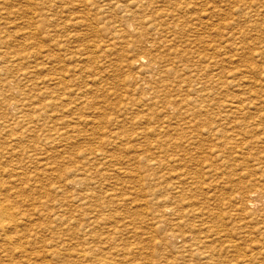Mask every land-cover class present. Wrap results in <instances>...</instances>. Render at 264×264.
Masks as SVG:
<instances>
[{
  "label": "rangeland",
  "instance_id": "1",
  "mask_svg": "<svg viewBox=\"0 0 264 264\" xmlns=\"http://www.w3.org/2000/svg\"><path fill=\"white\" fill-rule=\"evenodd\" d=\"M0 173L2 264H264V0H0Z\"/></svg>",
  "mask_w": 264,
  "mask_h": 264
},
{
  "label": "bare ground",
  "instance_id": "2",
  "mask_svg": "<svg viewBox=\"0 0 264 264\" xmlns=\"http://www.w3.org/2000/svg\"><path fill=\"white\" fill-rule=\"evenodd\" d=\"M60 15H62V14H60ZM57 16V15H56ZM53 17V16H52ZM56 19V18H55ZM52 20H54V19H52ZM64 21V20H63ZM52 26V25H51ZM72 26V25H71ZM73 26H75L74 24H73ZM61 27V26H60ZM62 31V30H61ZM70 41V40H69ZM62 43V42H61ZM54 47V46H53ZM51 50V49H50ZM49 50V51H50ZM59 56V55H58ZM62 57V56H61ZM74 57V56H73ZM90 57H87L86 59H89ZM50 59V58H49ZM76 59H79V58H77L76 57ZM55 60H56V58H55ZM60 60V59H59ZM67 60V59H66ZM90 60H91V58H90ZM62 61V60H61ZM60 61V62H61ZM69 61V60H68ZM78 61H80V59L78 60ZM73 62H74V59H73ZM76 62V61H75ZM61 64V63H60ZM161 67H165V66H161ZM58 68V67H57ZM61 68V67H60ZM59 68V71H58V73H57V70L54 68V67H51V69H50V71H51V73H50V75L51 74H53V76L51 75L50 77H49V80L48 81H52L54 78H55V80H57L56 79V77L58 76L57 74H59L60 73V69ZM150 68V67H149ZM155 68H157V67H155ZM162 68V69H163ZM146 69V68H145ZM144 69V70H145ZM158 69V68H157ZM156 69V70H157ZM160 69V68H159ZM141 70H143V69H141ZM152 70V69H151ZM151 70H150V72H151ZM48 71V70H47ZM143 72V71H142ZM148 72V71H147ZM156 72V71H155ZM154 72V73H155ZM157 72H158V70H157ZM161 72H163L164 73V70L162 71H160V73ZM146 73V72H145ZM151 74H152V72H151ZM24 75V74H23ZM54 75H57L56 77H54ZM147 75H148V73H147ZM149 75H150V73H149ZM25 76V75H24ZM59 76L60 77H62L63 75L60 73L59 74ZM144 76H146V75H144ZM52 77V78H51ZM54 77V78H53ZM150 77H151V75H150ZM65 79V78H64ZM63 81H65V80H63ZM58 82V81H57ZM56 83V82H55ZM184 83H185V81H184ZM54 84V83H53ZM60 84V83H59ZM186 84V83H185ZM58 86V85H57ZM60 87H62L61 85H60ZM50 89V88H49ZM51 91V90H50ZM53 92V91H52ZM45 94H46V92H45ZM49 94V93H48ZM63 97V96H62ZM64 100V99H63ZM39 101H41V100H39ZM43 101V100H42ZM49 101H51V100H49ZM45 102H47V101H45ZM41 103V102H40ZM44 103V102H43ZM42 103V104H43ZM52 103V102H51ZM55 103V102H54ZM66 104V103H65ZM44 105V104H43ZM49 105V104H48ZM48 105H46L47 106V108L49 107ZM52 105H53V103H52ZM55 105V104H54ZM45 106V105H44ZM43 106V107H44ZM52 107V106H51ZM36 108V107H35ZM34 108V109H35ZM40 108V107H39ZM45 108V107H44ZM47 108H46V110H47ZM50 109V108H49ZM20 110V109H19ZM24 110V109H23ZM41 110H45V109H41ZM176 110V109H175ZM202 110H204V109H202ZM201 110V111H202ZM39 111H40V109H39ZM48 111V110H47ZM47 111H45V112H47ZM178 111H180L179 109H178ZM185 111V110H184ZM189 111V110H188ZM201 111H196L195 113H193L190 117H184L185 115H181V117H178L177 115H179V114H175L178 118H177V121H176V124L178 125V127H179V129H174V131H175V137L173 138V140L174 141H169L170 139H171V137H170V139L168 140V139H164L165 141L166 140H168L169 141V143L170 142H173V143H175V144H182V143H185L186 144V142H189L188 140H190L191 138L193 139V142H192V144L194 145V144H197V143H200L201 141H204V142H209V139H210V136L212 135V130H210L209 131V128L206 126V123L208 122V120L206 121V116L205 115H207V114H201ZM204 111H206V110H204ZM29 112H30V110H29ZM203 112V111H202ZM20 113H21V111H20ZM184 113V112H183ZM182 113V114H183ZM45 115V114H44ZM189 116V115H188ZM173 118H175V117H173ZM40 119V118H39ZM42 119V118H41ZM37 120V119H36ZM174 120V119H173ZM197 122H199V123H197ZM208 124V123H207ZM167 127H168V125H166ZM35 127V126H34ZM165 127V126H164ZM166 127V128H167ZM58 128V127H57ZM172 128V127H171ZM31 129V128H30ZM166 130H168V129H166ZM165 130V131H166ZM30 131V130H29ZM173 131V130H172ZM188 131V132H187ZM167 132V131H166ZM166 132H164L165 134H166ZM193 133V135L191 136V134L189 135L190 137H187L188 135L186 134V133ZM168 133V132H167ZM57 135V134H56ZM59 135V134H58ZM57 135V136H58ZM56 136V137H57ZM162 136H163V134H162ZM173 136V135H172ZM161 137V136H160ZM187 138V139H186ZM41 139V138H40ZM195 139H196V141H195ZM161 139H159V142H161L160 141ZM116 141V140H115ZM192 141V140H191ZM195 141V142H194ZM163 142V141H162ZM197 142V143H196ZM60 143V142H59ZM165 144H167V142L165 143ZM175 144H173V145H175ZM188 145H189V143H187ZM186 144V145H187ZM191 144V143H190ZM172 145V146H173ZM185 145V146H186ZM187 145V147H191V145L190 146H188ZM170 146H171V144H170ZM181 146V145H180ZM182 147V146H181ZM181 147H179V148H181ZM162 148H164V147H162ZM166 148V147H165ZM177 148H178V146H177ZM178 148V149H179ZM39 149V148H38ZM161 149V148H160ZM186 149V148H185ZM196 149H199L200 150V148H196ZM163 150V149H162ZM164 151V150H163ZM198 151V150H197ZM98 152V151H97ZM96 151H95V153H97ZM94 153V152H93ZM94 153V155H96ZM162 153V152H161ZM213 153V152H212ZM88 154L90 155V157H91V154H92V151L91 152H88ZM87 154V155H88ZM101 154H103V153H101ZM164 154V152L161 154V155H163ZM174 154V153H173ZM86 155V154H85ZM216 155V154H215ZM15 156H16V154H15ZM93 156V155H92ZM174 156H175V154H174ZM214 156V155H213ZM86 157V156H85ZM95 157V156H94ZM93 157V158H94ZM98 157V156H97ZM104 157H107V156H104ZM77 158V157H76ZM82 158V157H81ZM83 158H84V156H83ZM92 158V159H93ZM79 159V158H78ZM85 159V158H84ZM87 159H90L89 157L87 158ZM96 160H98L97 158H95ZM100 159H103V158H100ZM107 159V158H106ZM217 159V158H216ZM104 160V159H103ZM106 160H104V162H105ZM108 161V160H107ZM110 161V160H109ZM60 162V161H59ZM103 162V161H102ZM108 163V162H107ZM76 164V163H75ZM104 164V163H103ZM162 164V163H161ZM107 165H109V164H107ZM106 166V165H105ZM46 167V166H45ZM110 167V166H109ZM205 167V166H204ZM206 167H209V166H206ZM100 168V167H99ZM210 168V167H209ZM208 168V169H209ZM5 169H7V168H5ZM4 169V170H5ZM12 169V168H11ZM205 169V168H204ZM207 169V168H206ZM211 169V168H210ZM14 170V169H13ZM13 170H11V171H13ZM212 170H213V168H212ZM7 171V170H6ZM5 171V172H6ZM10 170H9V172H11ZM75 171H77V170H75ZM203 171V170H202ZM207 171H209V170H207ZM1 172H2V170H1ZM5 172H4V174H5ZM212 172H215V168H214V171H212ZM13 173V172H12ZM18 173V172H17ZM80 173V172H79ZM204 173H206V172H204ZM218 173V172H217ZM1 174V173H0ZM21 174V173H20ZM19 174V175H20ZM75 174V173H74ZM195 174V173H194ZM222 174V173H221ZM220 174V175H221ZM13 175H15L14 173H13ZM18 175V174H17ZM50 175V174H49ZM71 175V174H70ZM78 175V174H77ZM215 175V174H214ZM219 175V174H218ZM179 176H180V174H179ZM182 176V175H181ZM187 175H185V173H184V175H183V177L184 178H188V177H186ZM205 176V175H204ZM207 176V175H206ZM211 176V175H210ZM200 177V176H199ZM199 177H197V178H199ZM203 177V176H202ZM201 177V178H202ZM217 176H214V178H216ZM220 178L222 177V176H219ZM219 177H217L218 179H219ZM2 178V177H1ZM4 178V177H3ZM208 178H209V176H208ZM211 178V177H210ZM209 178V179H210ZM177 179V178H176ZM189 179H192V177L190 178L189 177ZM206 179H207V177H206ZM215 180L216 182L218 181V184H219V180ZM223 179V178H222ZM193 180V179H192ZM195 180H197V179H195ZM195 180H193V182L195 181ZM68 181V180H67ZM67 181H66V183H67ZM70 181V180H69ZM190 181V180H189ZM65 182V181H64ZM192 182V183H193ZM203 182V181H202ZM210 182V181H209ZM214 182V181H213ZM215 182V183H216ZM69 183V182H68ZM198 182H196V184H197ZM214 183V184H215ZM221 183V182H220ZM195 184V183H194ZM204 184V183H203ZM202 184V186H204ZM210 184H211V182H210ZM1 185V184H0ZM79 185V184H78ZM193 185V184H192ZM197 185H199V184H197ZM205 185H208V184H205ZM217 185V184H216ZM220 185V184H219ZM222 185V184H221ZM220 185V186H221ZM176 186V185H175ZM194 186V185H193ZM196 186V185H195ZM213 186V185H212ZM211 186V187H212ZM215 186V185H214ZM213 186V187H214ZM218 186V185H217ZM219 186V187H220ZM223 186V185H222ZM72 187V186H71ZM199 186H197V188H198ZM212 187V188H213ZM218 187V188H219ZM190 188H191V185H190ZM200 188V187H199ZM217 188V189H218ZM221 188V187H220ZM59 189V188H58ZM203 188H201V190H202ZM208 189V187H206V190ZM216 189V191H218ZM197 190H199V189H197ZM210 190H212V189H209L208 191H210ZM200 191V190H199ZM213 192V191H212ZM257 193V191H253V192H250V193H248V195H247V198H246V203H248L246 206H248L249 204H253V201H254V198L257 196L258 197V194H256ZM62 194V193H61ZM73 195V194H72ZM64 196V195H63ZM75 196V195H74ZM8 197H10V196H5V195H2V194H0V259L3 257V258H5L6 256V254L8 253H10V252H12V251H14V250H16V249H19L20 250V252H24V248L23 247H21V248H23V249H21L20 247H15V245L14 244H16V243H14L15 241V238H17L16 240L18 241L19 240V238L17 237V236H15V234L18 232L17 230L19 229V226H23V225H21V223L23 222V224H25V222L27 221L28 222V220H26V218L28 219L29 217L28 216H25V218H24V216L22 215L21 217H18V214H20L19 212H18V210L15 208V206H14V204H12L9 200H8ZM261 197H263V196H261ZM192 198V197H191ZM76 199V198H75ZM85 199H87V198H85ZM176 199V198H175ZM256 199H259V197L258 198H256ZM78 200H80L81 201V199H78ZM77 200V201H78ZM83 201V200H82ZM81 201V202H82ZM72 202H74V201H72ZM71 202V203H72ZM60 203H62V202H60ZM77 203V202H76ZM78 203H79V201H78ZM256 203V202H255ZM72 204H74V203H72ZM87 205V204H86ZM263 205V204H262ZM62 206V205H61ZM66 206V205H65ZM245 206V207H246ZM60 207V206H59ZM87 207V206H86ZM91 207V206H90ZM200 209V208H199ZM208 209V208H207ZM183 210V209H182ZM86 211H87V209H86ZM96 212V211H95ZM86 213V212H85ZM191 213V212H190ZM162 214H164V213H162ZM46 217H47V215H45ZM163 216V215H162ZM198 216V215H197ZM41 217V216H40ZM45 217V218H46ZM45 218H43V219H45ZM48 218V220L50 219L49 218V216L47 217ZM200 218V217H199ZM24 219V220H23ZM30 219V218H29ZM42 219V218H41ZM54 220L53 221H55V220H59L58 219V216H55L54 218H53ZM98 219V218H97ZM178 223H179V221H178ZM203 223V222H202ZM44 225V224H43ZM43 227V226H42ZM174 227V226H173ZM41 228V227H40ZM44 228H45V225H44ZM48 228V227H47ZM172 228V227H171ZM50 229V228H49ZM40 230H42V229H40ZM44 230V229H43ZM199 233V232H198ZM189 235V234H188ZM208 241V240H207ZM93 243V242H92ZM174 243V242H173ZM193 247V246H192ZM62 249V248H61ZM98 249V248H97ZM192 250H194V249H192ZM261 250V249H260ZM79 251V250H78ZM180 251V250H179ZM196 251V250H195ZM213 251V250H212ZM256 251V250H255ZM258 251V250H257ZM257 251H256V253H257ZM17 252V251H16ZM98 252V251H97ZM100 252V251H99ZM199 252V251H198ZM3 253H6V254H3ZM18 254H19V252H17ZM65 253V252H64ZM196 253V252H195ZM262 253V252H261ZM260 253V254H261ZM11 254V253H10ZM75 254H76V252H75ZM103 254V253H102ZM206 254V253H205ZM224 254V253H223ZM12 255V254H11ZM53 255V254H52ZM77 255V257H79L80 259H83V260H86V259H88L87 257V255L84 253V251L83 252H81L80 251V253H77L76 254ZM193 255H195L194 254V251H193ZM202 255V254H201ZM244 255V254H243ZM259 255V254H258ZM262 255V254H261ZM56 256V255H55ZM196 256V255H195ZM205 256V255H204ZM208 256H209V254H208ZM8 258L10 257V255H8L7 256ZM6 257V258H7ZM53 257V256H52ZM86 257V258H85ZM92 257H94V255L93 256H89V260H86V261H91L92 262V264H99L100 262H102V263H104V264H108L107 262H105V260H102V261H100V260H98L97 258H92ZM206 257V256H205ZM251 257H253V256H251ZM85 258V259H84ZM102 258V257H101ZM194 259H195V257H194ZM200 259H201V257H200ZM204 259V258H203ZM6 260V259H5ZM7 261V260H6ZM246 261V260H245ZM3 262V261H2ZM2 262H0V264H2ZM5 262V261H4ZM3 262V263H4ZM99 262V263H98ZM190 262V261H189ZM240 262V261H239ZM241 262H242V260H241ZM241 262L239 263V264H241ZM244 262V261H243ZM249 262V261H248ZM220 263V261H218L217 259H215L213 262H211L210 264H219ZM6 264V263H5ZM83 264V263H82ZM86 264H88V262L86 263ZM90 264V263H89ZM222 264V263H221ZM235 264V263H234Z\"/></svg>",
  "mask_w": 264,
  "mask_h": 264
}]
</instances>
